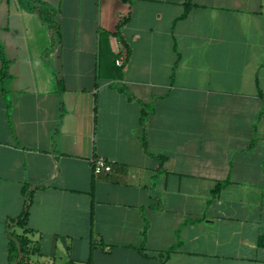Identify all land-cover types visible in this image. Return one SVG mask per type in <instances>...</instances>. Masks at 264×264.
I'll list each match as a JSON object with an SVG mask.
<instances>
[{
  "label": "crops",
  "instance_id": "crops-1",
  "mask_svg": "<svg viewBox=\"0 0 264 264\" xmlns=\"http://www.w3.org/2000/svg\"><path fill=\"white\" fill-rule=\"evenodd\" d=\"M185 3L0 0V264H264V0Z\"/></svg>",
  "mask_w": 264,
  "mask_h": 264
},
{
  "label": "trees",
  "instance_id": "trees-1",
  "mask_svg": "<svg viewBox=\"0 0 264 264\" xmlns=\"http://www.w3.org/2000/svg\"><path fill=\"white\" fill-rule=\"evenodd\" d=\"M192 5L191 0H186L185 3V7L186 10ZM1 63L4 67V69L1 70L0 75L1 78L3 79L4 77H8V73L6 71V64L7 61H5L3 58L0 59ZM224 185V182H218L217 185L212 188V195H215L220 187ZM28 201V200H27ZM26 206L28 207V202L26 203ZM27 215V209H25V211L23 212V216L21 219H18L17 222L24 224L25 222V217ZM28 239L25 235H15L12 236L11 238V242L9 245V258L11 260L15 259V263L14 264H27L26 262V256L28 255ZM259 245H264V237H260ZM174 249V247H170L169 249H167V252H170Z\"/></svg>",
  "mask_w": 264,
  "mask_h": 264
},
{
  "label": "built area",
  "instance_id": "built-area-1",
  "mask_svg": "<svg viewBox=\"0 0 264 264\" xmlns=\"http://www.w3.org/2000/svg\"><path fill=\"white\" fill-rule=\"evenodd\" d=\"M116 63L121 66L123 61L122 59H117ZM91 161L94 174L108 173L112 169L111 163L102 156L92 157Z\"/></svg>",
  "mask_w": 264,
  "mask_h": 264
},
{
  "label": "rangeland",
  "instance_id": "rangeland-1",
  "mask_svg": "<svg viewBox=\"0 0 264 264\" xmlns=\"http://www.w3.org/2000/svg\"><path fill=\"white\" fill-rule=\"evenodd\" d=\"M31 256H32V258H31L32 260H33V259H36V257H37V255H36V254H34V255H31ZM13 263H15V259H13ZM11 264H12V263H11Z\"/></svg>",
  "mask_w": 264,
  "mask_h": 264
}]
</instances>
